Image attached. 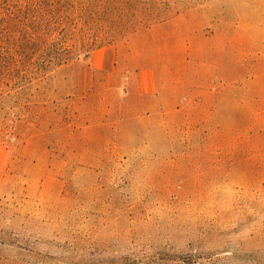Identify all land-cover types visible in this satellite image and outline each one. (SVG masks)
Here are the masks:
<instances>
[{
  "label": "rangeland",
  "instance_id": "1",
  "mask_svg": "<svg viewBox=\"0 0 264 264\" xmlns=\"http://www.w3.org/2000/svg\"><path fill=\"white\" fill-rule=\"evenodd\" d=\"M263 97L264 0H0V264H264Z\"/></svg>",
  "mask_w": 264,
  "mask_h": 264
},
{
  "label": "trees",
  "instance_id": "2",
  "mask_svg": "<svg viewBox=\"0 0 264 264\" xmlns=\"http://www.w3.org/2000/svg\"><path fill=\"white\" fill-rule=\"evenodd\" d=\"M38 24H35L34 27L36 30H39L41 32L39 38L41 46L51 47L53 48V52L51 55V58L55 59L56 64L59 65L61 63H65L70 58V53L73 50H77L76 57H79V54L82 52L85 54V57L87 58L89 56V49L91 50L92 45L96 43H87V44H81L77 46L76 44H73L72 51L69 50V46L65 44L66 40L70 38V31L68 30L67 24H66V17L60 16V15H50L49 17L42 16L38 20ZM56 32L57 36H59L58 41H55L52 37V35ZM77 46V48H76ZM73 57L71 56V59ZM51 60V59H49ZM49 62V61H48ZM151 62H146L145 65H150ZM264 98V97H263Z\"/></svg>",
  "mask_w": 264,
  "mask_h": 264
}]
</instances>
